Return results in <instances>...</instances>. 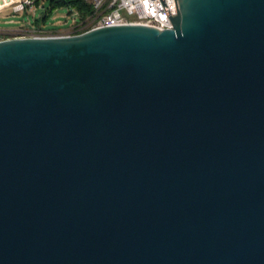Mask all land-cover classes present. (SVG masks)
Wrapping results in <instances>:
<instances>
[{
    "label": "water",
    "instance_id": "water-1",
    "mask_svg": "<svg viewBox=\"0 0 264 264\" xmlns=\"http://www.w3.org/2000/svg\"><path fill=\"white\" fill-rule=\"evenodd\" d=\"M177 1L0 39V264H264V0Z\"/></svg>",
    "mask_w": 264,
    "mask_h": 264
},
{
    "label": "built area",
    "instance_id": "built-area-1",
    "mask_svg": "<svg viewBox=\"0 0 264 264\" xmlns=\"http://www.w3.org/2000/svg\"><path fill=\"white\" fill-rule=\"evenodd\" d=\"M39 0H0V10L14 13L34 10ZM84 7L68 5L71 22L65 29H45L34 26L0 29V39L28 36L78 34L92 28L121 24H142L160 29L172 28L178 12L177 0H83ZM44 9V6H42ZM44 12V10H43Z\"/></svg>",
    "mask_w": 264,
    "mask_h": 264
},
{
    "label": "rangeland",
    "instance_id": "rangeland-1",
    "mask_svg": "<svg viewBox=\"0 0 264 264\" xmlns=\"http://www.w3.org/2000/svg\"><path fill=\"white\" fill-rule=\"evenodd\" d=\"M53 0H39L34 10L28 8L14 13L11 9L0 10V29L34 26L45 29H65L70 25L71 16L68 5L62 1L54 4ZM44 6V9L42 8ZM44 10V12H43ZM0 38L6 36L1 34Z\"/></svg>",
    "mask_w": 264,
    "mask_h": 264
},
{
    "label": "trees",
    "instance_id": "trees-1",
    "mask_svg": "<svg viewBox=\"0 0 264 264\" xmlns=\"http://www.w3.org/2000/svg\"><path fill=\"white\" fill-rule=\"evenodd\" d=\"M62 1V0H61ZM54 4H58L60 1L58 0H53L52 1ZM65 5H71V6H74V7H79V8H83L84 5H83V0H64L62 1Z\"/></svg>",
    "mask_w": 264,
    "mask_h": 264
}]
</instances>
